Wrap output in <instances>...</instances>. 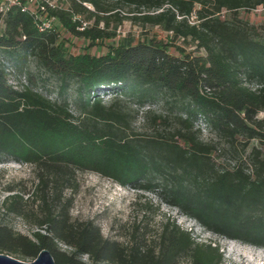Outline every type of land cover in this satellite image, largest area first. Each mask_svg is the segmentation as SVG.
Segmentation results:
<instances>
[{"label":"trees","instance_id":"obj_1","mask_svg":"<svg viewBox=\"0 0 264 264\" xmlns=\"http://www.w3.org/2000/svg\"><path fill=\"white\" fill-rule=\"evenodd\" d=\"M114 1L134 7L138 14L129 19L159 26L169 39L119 43L97 54L69 52V37L87 42L86 48L110 37L98 26L99 13L108 11L101 0H70L67 8L50 10L69 37L60 30L40 32L18 5L0 14V51L22 63L36 59L60 80V93L77 82L79 110L76 115L66 98L52 99L29 85L15 88L0 58V163L9 157L31 164L36 180L31 192L8 188L4 212L34 229L26 235L0 222V252L34 259L47 249L55 264H89L82 255L108 264L223 262L217 243L196 240L174 219L163 220L153 236L137 225L119 241L104 236L92 219L73 218L66 191L78 187L76 172L86 170L122 186L164 193L167 203L208 230L264 247V118H258L264 110V37L236 16L240 8L264 6V0ZM222 11L234 16L222 18ZM175 39L194 49L186 51ZM112 90L140 101L150 90L187 100L179 118L185 130L127 134L126 113L105 105L97 93ZM198 120L243 150L257 140L251 170L242 162L218 168L211 159L214 146L192 130Z\"/></svg>","mask_w":264,"mask_h":264},{"label":"rangeland","instance_id":"obj_2","mask_svg":"<svg viewBox=\"0 0 264 264\" xmlns=\"http://www.w3.org/2000/svg\"><path fill=\"white\" fill-rule=\"evenodd\" d=\"M51 1L61 8H67L70 4V0ZM101 3L108 11L99 13L101 19L98 26L106 30L110 37L103 41H96L93 46L86 48L87 42H83L80 38L69 37L65 30L59 28L60 36L69 37L72 41L68 48L69 52L86 51L97 54L119 43H135L150 38L165 41L169 39L168 34L161 27L129 19L138 14L134 7L114 0H101ZM83 4L92 9L89 3ZM85 16L83 14L81 17L85 18ZM220 16L232 19L234 15L222 11ZM236 16L254 26L257 32L264 37V6L251 9L240 8L237 10ZM190 20L193 21L194 17ZM92 23H94L93 19L86 22L87 25ZM174 42L185 48L186 51L194 49L190 42H184L181 39H175ZM0 58L9 71L8 82L15 88L21 89L29 85L52 99L62 100L66 98L75 114H79L75 105L77 82L70 81L69 86L60 93V80L46 73L38 65L36 59L30 58L22 63V60L17 56L4 54L2 51H0ZM97 93L105 105H114V108L126 113L129 120L127 134L150 137L158 132L167 134V132H173L177 129L185 130L184 124L179 118L180 115L184 117L181 108L187 100L172 96L169 92L150 90L149 95L142 101L134 95L118 94L113 90L104 93L97 91ZM258 118H264V110L258 113ZM192 130L197 132L198 137L203 142L214 146L211 159L218 168L232 167L242 162L247 171L251 170L250 151L252 146L259 145L257 140H251L248 147L243 150L238 143H230L219 136L202 120L196 121ZM76 178L78 187L73 191H66V194L72 198L70 214L75 219H92L101 228L104 236L124 241L126 234L137 225L146 228L148 236H153L160 223L169 218L176 220L183 228L190 230L196 240L217 243L223 254L221 264H264V247L229 239L208 230L193 217L182 213L178 207L167 203L163 197L164 193L160 195L156 191L122 186L110 178L88 170L77 171ZM35 182V167L31 164L20 163L9 157L4 158L0 163V222L26 235H31L34 226L19 216L6 214L2 201L10 193L9 187H13L17 191L31 192ZM59 247L67 252L71 250L63 243H59ZM79 258L89 264H108L106 262L92 263L86 255ZM20 259L32 260V258ZM179 264H189L188 259H181Z\"/></svg>","mask_w":264,"mask_h":264},{"label":"built area","instance_id":"obj_3","mask_svg":"<svg viewBox=\"0 0 264 264\" xmlns=\"http://www.w3.org/2000/svg\"><path fill=\"white\" fill-rule=\"evenodd\" d=\"M12 5H18L22 11L28 12L40 32L58 31L59 28L63 29L58 18L50 13V10L59 8L51 0H0L1 16ZM82 25L85 26L86 22H83Z\"/></svg>","mask_w":264,"mask_h":264},{"label":"water","instance_id":"obj_4","mask_svg":"<svg viewBox=\"0 0 264 264\" xmlns=\"http://www.w3.org/2000/svg\"><path fill=\"white\" fill-rule=\"evenodd\" d=\"M0 264H55V262L47 249H41L37 256L29 261L16 258L5 252H0Z\"/></svg>","mask_w":264,"mask_h":264}]
</instances>
